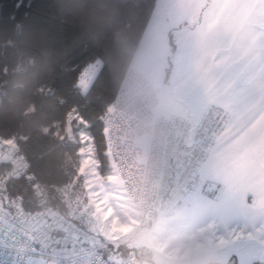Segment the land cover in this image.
<instances>
[{
    "label": "trees",
    "instance_id": "trees-1",
    "mask_svg": "<svg viewBox=\"0 0 264 264\" xmlns=\"http://www.w3.org/2000/svg\"><path fill=\"white\" fill-rule=\"evenodd\" d=\"M156 1L0 0V137L15 142L24 163L7 175L2 194L28 211L66 214L57 189L72 181L80 131L100 174H109L105 117ZM96 60L82 92L81 75ZM8 171L0 164V176Z\"/></svg>",
    "mask_w": 264,
    "mask_h": 264
},
{
    "label": "built area",
    "instance_id": "built-area-1",
    "mask_svg": "<svg viewBox=\"0 0 264 264\" xmlns=\"http://www.w3.org/2000/svg\"><path fill=\"white\" fill-rule=\"evenodd\" d=\"M159 104L158 88L129 68L105 117L106 153L139 225L197 191L200 169L230 117L219 104H209L197 121L165 115ZM1 152L0 164H10ZM0 264L151 263L135 251L110 247L72 214L57 208L28 211L0 193Z\"/></svg>",
    "mask_w": 264,
    "mask_h": 264
},
{
    "label": "crops",
    "instance_id": "crops-1",
    "mask_svg": "<svg viewBox=\"0 0 264 264\" xmlns=\"http://www.w3.org/2000/svg\"><path fill=\"white\" fill-rule=\"evenodd\" d=\"M202 3L178 12L163 9L153 23L152 12L131 68L149 79L155 60L136 66L134 59L145 50L160 61L166 76L158 83L150 81L162 96L159 111L165 115L174 114L180 102L183 113L187 111L195 121L209 104L230 110L227 124L200 169L199 193L209 199L208 185L230 189L231 204L239 207L238 198L244 196L249 204L254 199L252 191L239 196L237 191L245 186L240 178L264 163V5L251 0ZM164 94L169 100L166 104ZM234 157L240 163L236 169L208 167L211 159L226 162ZM244 212L255 215L254 209Z\"/></svg>",
    "mask_w": 264,
    "mask_h": 264
},
{
    "label": "rangeland",
    "instance_id": "rangeland-1",
    "mask_svg": "<svg viewBox=\"0 0 264 264\" xmlns=\"http://www.w3.org/2000/svg\"><path fill=\"white\" fill-rule=\"evenodd\" d=\"M204 1L208 0H157L151 23L157 21L156 18L163 9L178 12L183 7L200 6ZM228 1L226 0V4ZM251 2L264 5V0H251ZM152 53V51L151 53L140 51L134 59V64L147 66V63L155 60L149 73L151 81L158 83L166 76V71L160 61L156 57L153 58ZM100 65L101 61L96 60L84 69L79 80L82 92L86 91ZM177 87L178 85L172 83V88L177 89ZM159 98L162 99L160 92ZM167 102L169 100L165 95V104ZM180 103L174 114L189 117L190 113L187 111L183 113V103ZM198 110L199 108L194 114H198ZM70 137H73L72 133ZM78 139L80 149L74 165L72 181L57 189L60 199L66 205V214H72L80 221H84L86 226L107 241L110 247L123 245L130 251H136L141 258L151 264H212L213 260L218 264H231L236 260V256L230 257L216 239L217 234H223L225 219L231 218L237 208L244 212L241 204L239 207L231 204V197L225 194L226 189L208 185L205 192L210 197L206 199L201 198L198 187L195 193L184 196L171 211L160 215L151 223L139 225L137 210L122 192L112 164L110 163L109 174L102 176L90 138L80 131ZM235 145L237 146V143ZM0 148L8 155L10 161V172L0 176L1 193L7 175L24 168V163L13 140L0 137ZM245 163L249 165L250 159H246ZM239 164V159L235 157L226 162L223 159H211L208 167L219 169L223 166L233 170ZM205 166L204 168H207V164ZM232 176L236 177L234 174ZM243 189L237 191L239 196L240 193L245 194ZM231 193L233 194V191ZM226 209L228 212L225 211Z\"/></svg>",
    "mask_w": 264,
    "mask_h": 264
},
{
    "label": "snow or ice",
    "instance_id": "snow-or-ice-1",
    "mask_svg": "<svg viewBox=\"0 0 264 264\" xmlns=\"http://www.w3.org/2000/svg\"><path fill=\"white\" fill-rule=\"evenodd\" d=\"M240 179L245 185V196L248 191L254 193L251 204L244 196L239 198L240 204L244 209H254L256 214L234 212L231 218L225 219L223 234H217L216 239L230 257L236 256L231 264H264V163ZM225 194L231 196L230 189Z\"/></svg>",
    "mask_w": 264,
    "mask_h": 264
},
{
    "label": "clouds",
    "instance_id": "clouds-1",
    "mask_svg": "<svg viewBox=\"0 0 264 264\" xmlns=\"http://www.w3.org/2000/svg\"><path fill=\"white\" fill-rule=\"evenodd\" d=\"M212 264H218V262H217V261H215V260H213Z\"/></svg>",
    "mask_w": 264,
    "mask_h": 264
}]
</instances>
